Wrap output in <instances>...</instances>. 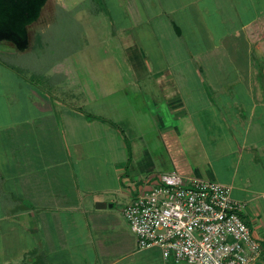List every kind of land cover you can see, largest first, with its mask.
Listing matches in <instances>:
<instances>
[{
	"label": "crops",
	"instance_id": "1",
	"mask_svg": "<svg viewBox=\"0 0 264 264\" xmlns=\"http://www.w3.org/2000/svg\"><path fill=\"white\" fill-rule=\"evenodd\" d=\"M189 1L151 8L165 63L148 62L149 47L133 36L125 45L138 67L136 81L144 82L136 93L153 99L159 89L177 121L167 126L153 118L166 154L138 156L131 148L129 161L117 124L98 114L104 120H91L86 104L66 103L28 80L32 113L11 119L25 107H3L0 240L30 243L13 247L14 258L33 253L53 264H177L158 248L139 250L123 211L107 197L119 196L125 208L135 180L178 171L232 188L233 198L246 204L243 216L261 241L264 264V0ZM77 62L52 67V76L66 77L58 87L73 99L87 93L92 105L111 98Z\"/></svg>",
	"mask_w": 264,
	"mask_h": 264
},
{
	"label": "rangeland",
	"instance_id": "2",
	"mask_svg": "<svg viewBox=\"0 0 264 264\" xmlns=\"http://www.w3.org/2000/svg\"><path fill=\"white\" fill-rule=\"evenodd\" d=\"M87 1L49 0L39 21L30 27V52L20 53L10 44L0 42V118H5L3 107L9 105L25 107L23 112L21 111L19 115L14 114L10 117L11 119L21 114L26 116L32 113L31 101H27L30 100L31 94L28 88H25L28 85L25 81L28 80L27 82L47 92L55 93L66 103L71 102L74 106L86 104L85 109L89 115L98 114L117 124L120 133L126 136V140L123 139V141L130 144L136 155L143 156L147 152L151 154V157L166 154L153 118L162 117L167 126L177 124V121H174L173 116L167 112L159 89L156 88L153 99L140 97L136 93L142 91L139 86L144 82L136 81L138 67L131 65L130 56L125 52V45H127V39L133 36L140 45L149 47L151 55L147 56L148 62L154 59L157 65L165 63L167 48L161 45V35L150 17L153 6L157 5L156 9L159 11L161 5H167L168 0L154 2L153 0H96L92 5L99 11H93L90 8L79 12L74 11ZM205 1L210 5L213 4V0ZM135 5L138 7L140 16L136 14ZM62 10L72 12L73 16H61ZM178 20L176 19L177 23ZM65 60L71 63L78 60V66L85 70L90 78L92 72L97 86L95 87L101 91L104 88L106 93L112 95L111 98H102L95 102L98 103L97 105H92L91 101L87 103L89 102L86 98L87 93L85 97L71 98L72 91H63L61 87H58L66 80V77L51 75L52 67ZM194 66L197 69L201 68L200 63ZM147 84L151 87L152 81L147 80ZM89 94L91 95V89ZM143 108L146 112L138 110ZM1 173H3L1 177L6 176V171H0V175ZM134 182L136 183L129 190L131 193L135 190L136 195L145 181L142 183L135 180ZM107 200L111 203L115 202L116 209L123 211L122 198L112 195L108 196ZM1 202L2 200H0V206ZM127 225L130 228L128 223ZM252 234L257 241L261 242L253 231ZM11 241V237L0 240V250H4L2 254L7 255L4 256L5 259L0 258V264L4 260H10L12 264H53L52 259H47L46 256L40 258L33 253L28 257L18 255L20 258H14L17 253L13 252V247L17 250L30 243L22 239L16 243ZM257 264H263V262L260 261Z\"/></svg>",
	"mask_w": 264,
	"mask_h": 264
},
{
	"label": "built area",
	"instance_id": "3",
	"mask_svg": "<svg viewBox=\"0 0 264 264\" xmlns=\"http://www.w3.org/2000/svg\"><path fill=\"white\" fill-rule=\"evenodd\" d=\"M246 204L212 180L161 172L139 188L123 215L139 250L158 248L177 264H257L262 245L244 218Z\"/></svg>",
	"mask_w": 264,
	"mask_h": 264
},
{
	"label": "trees",
	"instance_id": "4",
	"mask_svg": "<svg viewBox=\"0 0 264 264\" xmlns=\"http://www.w3.org/2000/svg\"><path fill=\"white\" fill-rule=\"evenodd\" d=\"M95 1L88 0L74 11L79 12L86 8L99 11L92 5ZM48 2L49 0H0V42L10 44L17 52H27L31 48L30 27L39 21ZM61 12V16H73L72 12L63 10ZM87 116L91 120H104L94 115L88 114ZM127 148L129 161H131L132 152L128 142Z\"/></svg>",
	"mask_w": 264,
	"mask_h": 264
},
{
	"label": "water",
	"instance_id": "5",
	"mask_svg": "<svg viewBox=\"0 0 264 264\" xmlns=\"http://www.w3.org/2000/svg\"><path fill=\"white\" fill-rule=\"evenodd\" d=\"M107 205L105 203H97L98 208H105Z\"/></svg>",
	"mask_w": 264,
	"mask_h": 264
}]
</instances>
